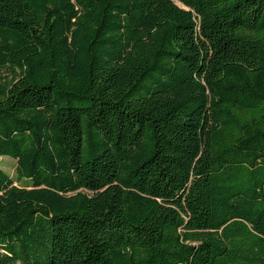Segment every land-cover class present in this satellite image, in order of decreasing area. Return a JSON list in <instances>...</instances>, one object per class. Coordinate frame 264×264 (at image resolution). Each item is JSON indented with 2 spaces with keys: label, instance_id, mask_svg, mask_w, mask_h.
Wrapping results in <instances>:
<instances>
[{
  "label": "trees",
  "instance_id": "obj_1",
  "mask_svg": "<svg viewBox=\"0 0 264 264\" xmlns=\"http://www.w3.org/2000/svg\"><path fill=\"white\" fill-rule=\"evenodd\" d=\"M2 155L0 264H264V0H0Z\"/></svg>",
  "mask_w": 264,
  "mask_h": 264
},
{
  "label": "rangeland",
  "instance_id": "obj_2",
  "mask_svg": "<svg viewBox=\"0 0 264 264\" xmlns=\"http://www.w3.org/2000/svg\"><path fill=\"white\" fill-rule=\"evenodd\" d=\"M3 75H8L9 72L2 70ZM0 167L12 178L13 184L18 186H28V180H17L16 177V160L8 155H2L0 159Z\"/></svg>",
  "mask_w": 264,
  "mask_h": 264
}]
</instances>
